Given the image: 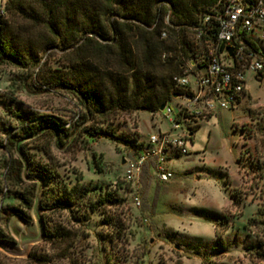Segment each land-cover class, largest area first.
I'll return each mask as SVG.
<instances>
[{"label": "rangeland", "instance_id": "rangeland-1", "mask_svg": "<svg viewBox=\"0 0 264 264\" xmlns=\"http://www.w3.org/2000/svg\"><path fill=\"white\" fill-rule=\"evenodd\" d=\"M6 17L20 48L34 42L40 66L31 62L25 70L0 66V143L7 140L4 130L16 129L20 120L53 119L64 133L45 129L21 150L0 149V206L10 203L6 190H15L5 180L8 166L25 153L31 166L46 168L44 174L47 169L58 173L68 189L77 184L80 207H74V217L67 209L54 211L55 195L47 189L45 209L40 207L46 238L31 247L27 258L0 251V264H264V71L262 78L246 73V94L235 107L216 108L209 118L196 120L193 137L186 143L188 154L166 161L172 179L160 182L152 160L128 185L124 174L136 162L134 147L145 144L149 134L169 130L170 124L160 112L142 109L118 112L108 122L94 113L85 117L79 98L50 88L70 82L79 52L94 66V48L84 46V39L76 50L42 45L39 38L49 35L38 21L27 15ZM186 36L191 43L189 32ZM258 43L264 50V42ZM24 77L30 90L19 80ZM38 88L47 92L37 94ZM100 129L121 134L132 147L106 138L82 142L86 131ZM33 178L26 177L20 189L26 195L33 189L37 193L40 186ZM106 193L118 196L101 205ZM135 193L140 207L133 200ZM33 206L34 201L25 210L26 220L14 215L5 222L0 217V238L18 247L22 236L36 235ZM58 225L70 231L63 243L51 240Z\"/></svg>", "mask_w": 264, "mask_h": 264}, {"label": "trees", "instance_id": "trees-1", "mask_svg": "<svg viewBox=\"0 0 264 264\" xmlns=\"http://www.w3.org/2000/svg\"><path fill=\"white\" fill-rule=\"evenodd\" d=\"M218 1L7 0L6 14L0 18V66L10 65L20 70H25L29 62L40 66V53L34 42L29 41L26 45L24 42V47L20 48L19 39L11 35L10 19L6 17L7 14L12 18L27 15L47 31L49 36H42L38 40L42 45L61 51L76 50L80 40L84 39V46L89 44L90 48H94V66L90 59L83 61L84 53L79 52L71 65L70 82H57L50 91L71 92L84 103L85 117L94 113L103 116V121L107 122L118 112L130 113L144 109L156 114L165 102H172L177 107L173 98L180 90L176 88L173 78L181 74L183 58H195L192 36L190 43L186 34L190 28L198 26L202 15L210 13ZM168 14L169 18L165 21ZM164 31L167 32L166 38H162ZM164 55L166 58L163 59ZM259 76L262 78V73ZM27 78L19 80L23 79L25 88L30 90ZM46 92L45 88L36 91L37 94ZM196 120L185 115L183 123L192 133L189 139L193 137ZM20 121L16 129L4 130L7 140L0 143V149L8 152H14L17 148L21 150L26 141L45 129L53 134L64 133L61 123L53 119H40L36 123ZM102 138L128 148L133 145L132 141L108 129L86 131L82 142L85 145L97 143ZM147 138L145 144L141 141L138 147H134L136 157L150 148ZM24 155L22 153V158L12 161L6 172V183L15 187V190H6L5 197L10 203L0 206V217L5 222H9L14 215L23 220L29 218L25 210L32 208L36 190L33 189L29 195L20 190L28 176L43 185L41 208L45 209L47 189L55 195L52 204L54 211L67 209L72 214L74 207H80L77 184L68 189L58 173L47 169V174H44L46 168L31 166V160ZM27 165L29 168L26 170ZM47 179H54V182L50 184ZM46 184H49L48 188ZM114 196L118 194L106 193L99 203L106 204ZM69 233L58 225L52 232L51 240L63 243Z\"/></svg>", "mask_w": 264, "mask_h": 264}, {"label": "built area", "instance_id": "built-area-1", "mask_svg": "<svg viewBox=\"0 0 264 264\" xmlns=\"http://www.w3.org/2000/svg\"><path fill=\"white\" fill-rule=\"evenodd\" d=\"M6 1L0 0V18L6 14ZM189 32L195 58H183L182 72L173 78L180 90L173 98L177 110L168 102L160 112L170 129L148 135L150 148L129 164L124 174L128 183L135 181L149 160L155 161L160 182L172 179L166 161L172 155L188 154L186 143L192 136L183 123L185 115L206 119L216 108L235 107L246 94V73L264 71V50L258 43L264 42V0H219ZM166 37L167 32H162V38ZM133 200L141 206L139 194L135 193Z\"/></svg>", "mask_w": 264, "mask_h": 264}, {"label": "water", "instance_id": "water-1", "mask_svg": "<svg viewBox=\"0 0 264 264\" xmlns=\"http://www.w3.org/2000/svg\"><path fill=\"white\" fill-rule=\"evenodd\" d=\"M229 51H231V49ZM167 103L168 102H165L161 105V107L159 108L160 112H162L165 109ZM42 189H43V185H40L36 193L34 199V206H33V216L37 226V234L22 236L18 247L10 244L7 241L0 240V251H2L5 255L12 258H27L30 256L31 247L33 245L39 244L46 238V226L40 214V201H41Z\"/></svg>", "mask_w": 264, "mask_h": 264}, {"label": "crops", "instance_id": "crops-1", "mask_svg": "<svg viewBox=\"0 0 264 264\" xmlns=\"http://www.w3.org/2000/svg\"><path fill=\"white\" fill-rule=\"evenodd\" d=\"M259 47V46H258Z\"/></svg>", "mask_w": 264, "mask_h": 264}]
</instances>
